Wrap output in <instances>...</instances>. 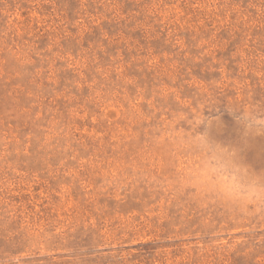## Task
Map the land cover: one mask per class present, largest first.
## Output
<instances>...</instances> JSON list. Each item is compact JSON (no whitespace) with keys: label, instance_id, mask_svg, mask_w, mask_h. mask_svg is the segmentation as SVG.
<instances>
[{"label":"rangeland","instance_id":"rangeland-1","mask_svg":"<svg viewBox=\"0 0 264 264\" xmlns=\"http://www.w3.org/2000/svg\"><path fill=\"white\" fill-rule=\"evenodd\" d=\"M264 0H0V264H264V208L185 179L208 128L264 171Z\"/></svg>","mask_w":264,"mask_h":264},{"label":"clouds","instance_id":"clouds-1","mask_svg":"<svg viewBox=\"0 0 264 264\" xmlns=\"http://www.w3.org/2000/svg\"><path fill=\"white\" fill-rule=\"evenodd\" d=\"M239 120L247 129L264 130V109H251ZM190 147L195 157L186 165L189 175L185 179L240 210L249 205L264 208V171L257 173L243 162L241 146L216 140L208 128Z\"/></svg>","mask_w":264,"mask_h":264}]
</instances>
